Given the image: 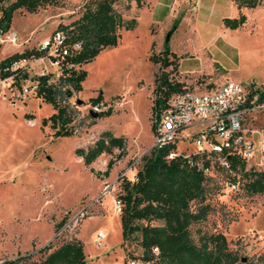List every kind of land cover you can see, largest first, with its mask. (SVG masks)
<instances>
[{
	"label": "rangeland",
	"instance_id": "rangeland-1",
	"mask_svg": "<svg viewBox=\"0 0 264 264\" xmlns=\"http://www.w3.org/2000/svg\"><path fill=\"white\" fill-rule=\"evenodd\" d=\"M86 1L57 0L34 12L15 9L9 29L1 36L4 40L0 41V57L36 47L59 23L66 24L78 17ZM257 5H264V0H259ZM113 6L123 16L136 15L139 21L134 28L120 31L117 44L106 46L80 65L87 75L81 89L73 91L68 99L74 110L71 135L55 137L49 124L41 125V118L53 111L52 105L41 97L29 94L15 99L9 91L0 96V264L18 254H25L26 259L15 264H27L43 256L67 235L83 241L87 264H126L127 249L140 252L138 245L124 247L122 243L120 214L115 213L114 197L122 176L135 178L141 155L152 145L150 105L158 63L147 55L158 51V42L150 43L149 31L134 0H116ZM9 35L16 37V44L8 40ZM47 66L51 78H55V66ZM40 70L35 61L28 74L33 77ZM169 76L182 81L190 90L209 88L220 82L199 76L189 80L188 76L181 77L172 71ZM99 91L101 105L95 108L88 99ZM102 109H110L111 113L92 114ZM244 125L264 133V101L249 106ZM104 129L124 136V154L115 159L107 175H96L95 171L104 170L108 158L115 157L119 149L102 152L86 165L75 148L87 147ZM183 144L178 141V148ZM188 148H191L189 144ZM253 160L245 166L260 168ZM223 173L213 177L212 188L205 197L209 210L203 219L189 225L190 234L196 238L199 231H220L229 248L254 258L264 253L263 194L249 193L241 183L236 190L228 189L222 182ZM243 181L240 175V182ZM86 202H91L89 214L72 231L58 235L61 224ZM99 229L106 232L102 246L94 238ZM46 244L47 250L40 249Z\"/></svg>",
	"mask_w": 264,
	"mask_h": 264
},
{
	"label": "trees",
	"instance_id": "trees-1",
	"mask_svg": "<svg viewBox=\"0 0 264 264\" xmlns=\"http://www.w3.org/2000/svg\"><path fill=\"white\" fill-rule=\"evenodd\" d=\"M57 0H11L0 5V36L9 29L12 13L22 8L29 12L37 11L41 6L54 4ZM116 0H87L82 13L56 28L67 33V42L71 46L79 42L78 49H71L61 60V70L55 78L51 73L37 75L36 96L52 105L53 111L41 118V125L49 124L53 136L71 135L74 132L73 107L69 97L73 91L81 89V82L87 71L81 68L82 63L92 59L108 45H115L120 38L121 29H132L138 19L136 15L123 16L114 6ZM139 7L143 0H134ZM238 12L235 16L221 18L223 25L236 27L245 20L241 7H253L259 0H233ZM128 6V4H127ZM173 20L165 31L162 47L157 52H150L147 57L158 63L154 75L153 98L150 105L151 115L165 105L168 96L185 88L184 83L169 76L176 73L177 56L168 47V37L177 23ZM167 34V35H166ZM42 52L37 47L14 51L1 58L6 62L14 58L39 56ZM165 67H169L165 69ZM21 71L16 77L27 76ZM245 105L264 101V85L249 82L247 84ZM102 93L91 96V104L100 103ZM110 109L96 111L99 116L110 114ZM28 118L32 115L25 114ZM152 128V125H151ZM125 139L110 130L100 131L94 141L87 147H76L75 153L82 157L84 164L89 165L102 152L112 153L113 148L119 151L115 157L108 158L104 170L95 171L107 175L115 159L124 154ZM169 144L151 145L148 152L142 154L141 164L135 172V178L122 176L120 189L116 197L122 201L120 214L122 243L124 247L138 245L139 259L149 260L151 264H264V253L254 258L240 255L235 249L227 246V240L220 231H199L197 237L191 236L189 225L203 219L209 203L205 197L213 185V177L204 176L194 166L188 164L185 157L177 154L166 159ZM229 167L232 173L224 172L223 177L239 180L244 190L249 193L259 192L264 198V170L246 167L242 160L231 157ZM93 170V168H91ZM244 178L240 182V175ZM151 246L157 247L155 254ZM46 244L40 249L47 250ZM125 252V259L128 256ZM133 250V249H130ZM26 259L25 254L4 259L1 264H15ZM27 264H87L84 243L78 237L67 235L51 250L38 259Z\"/></svg>",
	"mask_w": 264,
	"mask_h": 264
},
{
	"label": "built area",
	"instance_id": "built-area-1",
	"mask_svg": "<svg viewBox=\"0 0 264 264\" xmlns=\"http://www.w3.org/2000/svg\"><path fill=\"white\" fill-rule=\"evenodd\" d=\"M190 8L196 6L197 0H189ZM4 0H0V5ZM2 36V35H1ZM0 36V41L4 40ZM10 42H16L15 36L7 37ZM42 53L39 56L14 58L1 62L0 57V96L7 91L15 99L24 98L29 94L36 95L38 84L37 75L50 73L47 65H54L56 74L61 70L60 64L70 47L78 49L79 42L69 45L67 33L62 28H54L44 36L36 46ZM38 62L41 68L36 76L27 75L18 77L21 71L28 73L33 62ZM20 86V87H19ZM247 84H242L232 79L223 81L200 90H182L171 93L163 107L151 115L152 145L161 146L169 144L165 158L177 154L185 157L188 164L200 170L204 176L214 177L222 171L231 172L229 160L235 157L242 160L245 165L253 160L264 170V133L258 128L244 125L245 113L249 109L245 105ZM93 107L101 105L92 104ZM254 133L257 138H254ZM178 141H183V146L178 148ZM188 144L191 148H188ZM223 185L230 190H236L239 180L222 179ZM86 202L64 221L57 230L72 231L79 220L89 214V205ZM122 201L114 197V210L119 214ZM106 232L99 229L94 238L99 246L105 244ZM126 264H151L149 260L139 259V253L128 250ZM151 253L157 252L156 246H151Z\"/></svg>",
	"mask_w": 264,
	"mask_h": 264
},
{
	"label": "crops",
	"instance_id": "crops-1",
	"mask_svg": "<svg viewBox=\"0 0 264 264\" xmlns=\"http://www.w3.org/2000/svg\"><path fill=\"white\" fill-rule=\"evenodd\" d=\"M240 10L245 20L231 28L221 18L237 14L233 0H197L193 9L189 0H143L138 7L157 50L165 31L178 20L168 37V47L177 56L176 75L264 85V5Z\"/></svg>",
	"mask_w": 264,
	"mask_h": 264
},
{
	"label": "water",
	"instance_id": "water-1",
	"mask_svg": "<svg viewBox=\"0 0 264 264\" xmlns=\"http://www.w3.org/2000/svg\"><path fill=\"white\" fill-rule=\"evenodd\" d=\"M167 35V34H166ZM77 102H81V99H77ZM92 114H96V111H92Z\"/></svg>",
	"mask_w": 264,
	"mask_h": 264
},
{
	"label": "bare ground",
	"instance_id": "bare-ground-1",
	"mask_svg": "<svg viewBox=\"0 0 264 264\" xmlns=\"http://www.w3.org/2000/svg\"><path fill=\"white\" fill-rule=\"evenodd\" d=\"M12 43L16 44L17 42H12Z\"/></svg>",
	"mask_w": 264,
	"mask_h": 264
}]
</instances>
